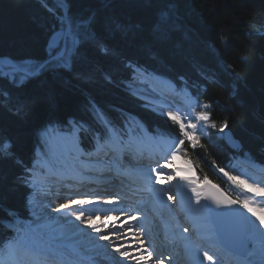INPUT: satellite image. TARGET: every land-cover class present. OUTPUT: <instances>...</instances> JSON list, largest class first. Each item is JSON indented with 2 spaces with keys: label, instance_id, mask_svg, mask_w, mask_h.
Segmentation results:
<instances>
[{
  "label": "trees",
  "instance_id": "1",
  "mask_svg": "<svg viewBox=\"0 0 264 264\" xmlns=\"http://www.w3.org/2000/svg\"><path fill=\"white\" fill-rule=\"evenodd\" d=\"M65 1L75 47L67 38L66 57L39 75L0 78V144H8L0 151V204L20 214L17 226L31 218L25 181L49 124L72 131L70 119L87 123L80 143L91 148L90 122L119 133L142 122L180 139L182 160L200 180L220 185L213 165L227 170L238 157L216 135L226 127L243 142V156L264 164V0ZM58 16L53 0H0V62L10 57L18 67L37 68L49 58ZM133 67L169 77L207 104L210 138L191 143L170 119L142 107L125 87Z\"/></svg>",
  "mask_w": 264,
  "mask_h": 264
},
{
  "label": "bare ground",
  "instance_id": "2",
  "mask_svg": "<svg viewBox=\"0 0 264 264\" xmlns=\"http://www.w3.org/2000/svg\"><path fill=\"white\" fill-rule=\"evenodd\" d=\"M141 75H144L145 79L141 77ZM135 78H137L135 80V84L138 83V85L134 84L133 87L134 89H136L134 91L137 95L141 97L142 96L146 97L145 99L150 102H152L150 99H153L159 102L156 105H158V107L159 106H162V107L158 108V111L166 115L169 114L170 117H172L177 123L180 122L186 129H189L192 135L195 134L196 131H199L197 126H195L191 121V116H193V112L186 111L184 109L186 107L188 109L190 108L189 107L190 104L187 101L180 102L179 101L180 99L178 100V102L174 101L172 99L173 93L167 90L166 86L164 87L156 86L155 80L148 78L147 75H145L143 72L138 71L135 74ZM141 79H144V82L153 84V87L151 86L143 87L139 85V83H143ZM147 80H149L150 82ZM143 88L151 89L152 91L155 92L156 95L151 94V91L146 92ZM152 103H155V102H152ZM164 104L168 108L165 107ZM181 105L183 106V109H181L182 108ZM174 108H176V110H173ZM60 137H61L60 140L62 139L64 140L63 135ZM144 140H147V141L150 140L152 142L149 143L148 145H144L142 144ZM162 140H164L163 143H162ZM170 142L171 141L167 137H163V136L155 137L148 133H146L144 137H142L140 140L132 141L131 146L134 149H132L130 153L139 152L141 149H143L145 150L146 154L152 155L154 157L162 158V161H163V162H160L159 164L160 166L158 164L150 165V164H147L146 162L141 164L143 160H140L139 162L136 163L139 166V169L137 167L135 168V170H137V173H139L137 175L141 176V178H144L147 184L149 183L148 185L153 184L152 187H150L147 191H144L145 189L142 188V182L140 184H137L131 179H127V178L125 179L123 177L124 175L121 177V175L119 174L120 173L119 170L117 173L114 172L115 169L111 168L109 170V174H107V176L112 175L113 177H110V178L109 177H106V178L98 177L99 172H100L99 170H103L105 166H101V169H100L98 165H95L93 163L102 162L104 161L103 158L92 157L91 159L88 160L89 163H83L81 161L80 163L75 164L76 166L74 165L72 166V168L69 167L70 172L69 173L67 172L65 175L67 179L74 180V182H71V184L74 187L69 186V184L66 183L65 178L62 177V175H57L59 178L56 176H48L46 177V179H42L45 183L43 187L41 188V192L37 194L38 197H36L33 200V202H35L36 199H39L35 202V206H37V208L43 214L40 220L41 222L39 221L40 223L39 222L36 223L35 226L37 227V229L40 227L49 228L52 236L57 237L56 242L71 243V245L74 247L75 250L80 251L83 254V255H78V257H80V260L78 262L83 263L82 261L83 256L88 257V258H91L94 256L104 257V255L108 253L106 257H110L113 254L111 253L112 248L109 249L110 242L114 244L115 241H117L118 239L116 240V238H111L110 241H108L107 239H105L106 235L104 236H101V235L105 232L106 225L108 222H116L117 216L115 215V213L117 212L107 214L106 212H102L99 210L95 211L89 208V206L86 205L85 203L80 204L79 200L82 199L81 197H84L82 196L83 194H81L84 192L82 190L80 191V189L82 188L84 189V187L89 189L95 186L96 187H113L116 185L118 186L120 185L124 187L125 189H130V188H134L135 186H138V189H135L137 193L138 192L146 193L144 202H149V203L150 201L155 202L161 205L162 210L166 212L164 214L165 216H163V214L162 216L164 220H167L165 222L170 224L168 228L169 238L174 237L172 235V232L174 230L176 233L175 237H177V240H180L184 244H190L189 235L178 236V234L180 233L182 234L183 232H185V228H183L184 223L183 222L181 223L173 219L175 206L172 205L171 202L168 201L169 197H167V194L170 189H173L174 191H176L177 195H179L185 201H188V198H193L197 196V195H194L195 194L194 186H196L195 184L197 183V181H196V177L194 175V171L191 166H180V167L178 166L177 167L175 163L176 162L175 156L170 154L174 148V145L171 144L172 142L171 143ZM1 145L5 147L6 144L3 143V144H0V146ZM60 146L62 147V145ZM161 146H162V149H161ZM163 147L165 150H169V151L165 152ZM62 148L66 150V146H63ZM139 156L141 157L142 155H139ZM97 160H100V161H97ZM129 161H131V158H129ZM114 164L117 165L116 167L118 168H121V169L124 168V166L120 165L119 162H114ZM125 169L126 168H124V171H126ZM249 175L252 178L251 184H253L254 186L264 188V172L257 171ZM155 179L157 180L155 181ZM52 182H54V184ZM148 185L146 186V188L148 187ZM184 190H186L187 192L183 193ZM122 191L123 189H120V192ZM249 191H255V189L249 186ZM49 192L52 194L50 195ZM249 193L252 194V196L256 197V201H254L255 199L253 200L254 205L258 203L264 204V202H260L261 200L264 201V197H257L254 193L252 192H249ZM257 194H260V193L258 192ZM43 198L45 199L42 200ZM87 199H90V197L89 198L87 197ZM46 200L51 201V202H48ZM118 201L119 199L117 197L111 196V198H109L108 201L106 202V207L113 208V207H120V205L122 206V203L120 204V201L119 202ZM150 205L152 206L154 204H150ZM146 207H148V205H146ZM155 207H156V204H155ZM163 207H166L165 210L163 209ZM98 214H99L98 216L99 218L98 217L94 218V216ZM119 216L121 217L120 220L122 223H128V226H129V227L127 226L128 229L129 228L132 229L129 231V233L134 235L135 233L133 232V230L137 231L138 226H136V224H133L132 221L128 220L130 215L119 214ZM256 216L258 219L261 220V223H264L263 222L264 220L261 218L262 212L258 213ZM60 217L61 218L65 217L64 221L62 222L59 221L58 219ZM206 218L204 217V219L201 218L199 220L192 219V222H193L192 226L198 230L199 236L203 235L202 236L204 237L203 241L206 242V244H204L205 247H203L204 250L207 247H211V249L213 248V245H210V243H208L209 241L206 240L205 237L209 239L213 237V240L215 239L214 234L212 235V237H208L209 236V235L207 236L208 232L203 231L202 227L200 226L202 224L210 225L209 218L208 219ZM164 227L167 229L166 225ZM95 232H98V234ZM100 236H101V239H99ZM143 236L144 234L142 232L139 234H136L134 236V239L137 242L132 243L134 246L138 245L137 248L139 251L134 250L132 251L131 254H123L124 257L121 259H117L116 257H113L108 262L111 264H116V263L118 264L120 263L142 264V262L143 264H156L155 257L149 258V259L145 258L144 254L146 253V250L144 249V244L145 245L147 244V240L143 242L145 239ZM164 240L166 241L167 239H164ZM130 248H133V246H131ZM191 249L195 250V253H193L194 254L193 260H195V262L193 264H199L200 253L198 252V248L192 246ZM115 252L116 251H114V253ZM121 252H123V250H121ZM12 254L13 255L15 254L16 256L15 250L12 252ZM138 256H140L141 260H138ZM136 260H138L140 263H137ZM90 263L92 264V261ZM52 264H65V263H63L62 261L55 260V262ZM73 264H76V262H74ZM204 264H207V263L204 262Z\"/></svg>",
  "mask_w": 264,
  "mask_h": 264
},
{
  "label": "rangeland",
  "instance_id": "3",
  "mask_svg": "<svg viewBox=\"0 0 264 264\" xmlns=\"http://www.w3.org/2000/svg\"><path fill=\"white\" fill-rule=\"evenodd\" d=\"M58 22H59V29L57 31H59L61 33V30H63L62 28H63V26L65 27V24H64V22H63V20L61 19L60 16H58ZM54 33L55 32H53V34ZM77 35H78L77 33L71 32V31H69L67 33V38L68 39H72L70 47H69V43H68L67 48L68 47L69 48H73L79 42V37ZM60 41H61V36H60V38H58L57 42H60ZM64 56L66 57V55H64ZM64 56L62 58H65ZM141 77L144 78V75H141ZM147 77L155 80L156 86H158V87L166 86L167 90H170L172 93H174V94H172V96H173L172 99L174 101H177L180 98V99H184L185 101H187L190 104V106H189L190 108L189 109L187 107L184 108V109L186 111L193 112V116H191V121H192V123L195 126H197L199 131H196V133L192 135L191 131H189V129H186L179 121H178L179 123H177L174 119H172V117H170L169 114L166 115V114H163L162 112L158 111V108L162 107V106L158 107V105H156L159 102H157V101H155L153 99H150L152 102H155V103H152V102L146 100L145 99L146 97H143V96L141 97V96L137 95L135 93V91H134L136 89H134V87H133V85L135 83L134 84L131 83L132 85L127 84L128 88L132 92L134 91L133 93L135 94V96L139 97L140 100L142 101V103L144 102L142 107L150 109V110H152V111H154V112H156L158 114H162L164 116H167L168 118L173 120L178 125V127L181 129V131L185 135H187L188 139L191 142H193L196 137L210 138V136H211L210 131L211 130L209 131L210 122H209V115H208L209 106L207 104H205L203 102H199L197 99H195L193 96H191V94L187 90H182V93H180L181 94L180 95L178 93L177 89H175V86L171 82L166 80V79H163L161 77L154 76V75H148V74H147ZM147 81H149V80H147ZM135 85H138V83L135 84ZM139 85H141L143 87H149V86L153 87V84H149L148 82L139 83ZM143 89L146 92L151 91V94H155V92L152 91L149 88H143ZM164 106L167 107L165 104H164ZM181 107H182L181 109H183L182 105H181ZM173 110H176V108H174ZM83 124L84 123L79 121V120H76V121L72 120V126L74 128V131L71 132V133L57 132V131H55V129L53 127H49L48 130L44 131L43 134H42L43 148H42V150L40 149L41 151L40 150H36V154L38 156L37 163L41 167H45L48 164V162L46 161V158H49V156H50L51 159L55 161L56 168H57V165L61 163L62 169L60 167V168H58V171H60L61 173L65 172V165L63 166L62 160H60L59 155H58V149H55V145H54L55 143H59L60 142V139H61L60 136H62V135L64 136V141L67 143L70 151L73 153L72 149H74V150L76 149V153H75L76 157H73L71 155L70 156L71 157L70 158V163H65L67 166L69 164L74 166L75 164L80 163L81 161H83L85 158L89 159V157L92 156L96 152V150L93 153L87 152L86 154H82V155L79 154V150H78L79 147H78L77 138L79 137V132H80L81 126H83ZM224 130H225V128L217 130V134L216 135L221 136V134L223 133ZM144 131L145 130H143V128H142V132L140 134L136 135V134L131 133L130 130H128V134H127V136L124 137V140H123L124 143L128 142L129 144H132L130 142V139H132V136H133L134 140L135 139L136 140H140L146 134ZM112 135H114V133H112ZM151 142L152 141H150V140H148V141L144 140L142 144L148 145ZM163 142H164V140H162V143ZM171 144L175 145L176 142L172 141ZM97 145H99V149L104 147V145L99 144L98 137H97ZM161 149H162V146H161ZM163 149H164V147H163ZM167 151H169V150H165V152H167ZM143 152L145 153V150L141 149L140 153H143ZM81 156H84V158H81ZM78 158H80V159H78ZM86 161H88V160H86ZM97 161H100V160H97ZM161 161H162V159H161ZM175 161H176L175 163H176L177 167L178 166L179 167L180 166H189V164H185V163H183L181 161V159H180L178 154L175 156ZM143 163H145V162H142L141 164H143ZM153 164H159V160H157V162H155ZM231 169L237 171V175H235V179H234L233 183L232 184H228L226 187L228 188V191L230 193H232L240 201L241 204H243L245 207H247L248 206V200H251L253 202V200L255 199L254 201H256V197L252 196V194H250L248 192L249 191V185L246 183V181L244 179H246L249 183H251L252 178L250 177L249 174H253V173L257 172V171H262L263 172L264 171V167L259 166V165L255 164L254 162H252V161H250L248 159H242V160L235 161L234 164L231 166ZM157 171H159V170H157ZM250 171H252V172H250ZM29 172L31 174V177H33L32 182L30 183V185L34 189L33 196L29 199L30 212H31V215H34L37 218H35V220L28 221L27 224H30L32 229H33V231H36L37 227L35 225H36V223H38L41 220L43 213L37 208V206H35V202L37 200H39V199H36L35 202H33V200L36 197H38V196L35 197V195L40 193L39 190L44 185V182H43L42 179H46V178H45V176H42V175H45V173H43L42 169L39 170L38 172H36V171H33V172L29 171ZM45 172H47V171H45ZM156 180L157 179H155V181ZM196 181H197V183L195 184L196 186H194V188H195V194L194 195H197V196H195L193 198H188V206L190 207L191 214L193 215L194 219L199 220L201 218L204 219V217L205 218L208 217V214H207V211H206V208H205V205H204L203 186H202V183L198 180L197 176H196ZM244 189H247L248 191H246ZM168 192L170 193L172 191H168ZM186 192L187 191L184 190L183 193H186ZM49 194L51 195L52 193L49 192ZM199 194H200V196H199ZM85 195H87V194H85ZM44 199L45 198H43L42 200H44ZM46 201H48V200H46ZM32 202H33V204H32ZM48 202H51V201H48ZM260 202H264V201L261 200ZM154 203L155 202H151L150 201V204H154ZM256 205L261 207V208H264V204H262V203H258ZM53 208H55V207H53ZM156 208H158L157 204H156ZM261 212H262L261 218L264 220V209L258 210L257 212H254L253 214L257 215L258 213H261ZM115 215L117 216L116 222H108L107 225H106L105 232L101 235V236L106 235L105 239H107L108 241H110L111 238H116V240L118 239L117 241H115L114 244H112L110 242L109 249L112 248L111 249V253H113V254L110 257H106L108 253H106L104 255V257H100V256L99 257H97V256L91 257L90 258L91 259L90 262L93 260L94 262L99 263V264H111L108 261H110L111 258H113V257H116L117 259H121V258L124 257L123 254H131L132 251H134V250L135 251H139L138 248H137L138 245L134 246L132 244L134 242H137L134 239L135 234L132 235L131 233H129V231L132 230V229H130V228L128 229V227H129L128 223H122L121 222V220H120L121 217L119 216L118 213H115ZM98 216H99V214L94 216V218L98 217ZM60 218L58 220L61 221V222L64 221V219H65V217L64 218L62 217L61 219ZM206 219H208V218H206ZM128 220H130V217L128 218ZM34 221H36V222H34ZM200 221H202V220H200ZM204 221H206V220H204ZM200 226L202 227L203 231L208 232V234H207V236L209 235L208 237H212L214 232H213V228H212L211 225H207V224L203 225L202 224ZM117 228H121V230H119V229L116 230ZM39 229H40V232H39L40 234L41 233H49L50 232V235H52L51 231L49 230V228L40 227ZM95 233L98 234V232H95ZM50 235H48V236H50ZM101 236H100L99 239H101ZM54 237L56 238V236H54ZM205 238H206V240L209 241L208 243H210V245H213L212 249H211V247H207L206 246L207 249H210V251H212L216 255H220L221 254L220 253V246H219L217 240L216 239L213 240V237L211 239H209L207 237H205ZM34 239H35V244H34L33 250L28 252V253H26L25 256L22 258L23 264L44 263L45 261H43L41 259H37V258L42 257V255H44L45 253H53L52 250L50 252L46 251V249L48 251H49V249L47 248L46 245H44L45 244L44 241L41 242L39 239H36V238H34ZM192 239H194V237H192ZM199 243L202 244L201 241H199ZM203 243L206 244V242H203ZM131 246H133V248H130ZM121 250H123V252H121ZM13 251H14V249H13V247H11L10 251L6 255L0 256V261H4V264H17L16 256H15V254L14 255L12 254ZM114 251H116V252L114 253ZM203 251L204 250L201 249L199 251V253H202ZM139 260H141V259H139ZM56 261H58V260H56ZM136 261H137V263H140L138 260H136ZM205 263L208 264L207 261H205ZM116 264H118V263H116ZM120 264H124V263H120Z\"/></svg>",
  "mask_w": 264,
  "mask_h": 264
},
{
  "label": "snow or ice",
  "instance_id": "4",
  "mask_svg": "<svg viewBox=\"0 0 264 264\" xmlns=\"http://www.w3.org/2000/svg\"><path fill=\"white\" fill-rule=\"evenodd\" d=\"M60 47V42L53 44L49 41L48 56L49 59L41 62L40 67L32 75H39L45 66L51 63L52 60L60 59L67 50V40L65 46L59 52L53 54V49ZM31 63V61H28ZM103 115V114H102ZM264 122V117H260ZM101 131L97 133L99 144L106 145L110 142L112 133L108 127H105L104 122L100 123ZM114 131V129H113ZM222 138L226 137V142L234 152H239L241 155L245 153L243 142L239 138L230 133L228 128H225ZM3 146H0V151ZM246 183L255 189V191H248L254 193L257 197H264V188L254 186L244 179ZM25 186L29 187V182L25 181ZM260 194H257V193ZM29 193L32 189L29 188ZM235 207H240L247 214V221L237 223L231 218L230 209L233 205H226L223 210L218 213L219 227L224 233L227 243L220 246V255L213 254L211 251L204 250L200 253L199 264H264V223L254 215V212L264 209L254 205L251 200H248V206L245 207L237 201ZM23 220L18 212L13 209L5 211L4 205L0 204V247L5 244H11L16 252L17 264H23L22 258L26 253L33 250L35 239L33 236V229L30 224L17 222ZM7 225V227H5ZM140 256H138V260ZM4 264V261H0ZM143 264V262H142Z\"/></svg>",
  "mask_w": 264,
  "mask_h": 264
},
{
  "label": "water",
  "instance_id": "5",
  "mask_svg": "<svg viewBox=\"0 0 264 264\" xmlns=\"http://www.w3.org/2000/svg\"><path fill=\"white\" fill-rule=\"evenodd\" d=\"M54 1L57 2L58 5L61 7V9L63 11L64 21L66 24L65 31L63 34V38H62L63 47H64L65 46V40H67V33H68L69 27H70V23L68 20V5H67V2L65 0H54ZM59 37H60V33L58 32L51 38L52 43L54 44L58 40ZM65 53H66V51H65ZM65 53H64V55H65ZM6 64L10 65V66L14 65L11 62L10 58H6ZM39 67L40 66H38L37 68H39ZM37 68L34 71H30V70H27L24 68H14V69L10 70V69L4 68L0 64L1 76L9 75L10 79H12L14 77V73H17V72H24L30 76H34V75H32V73L36 72ZM230 133L233 135L231 130H230ZM223 139H224L225 143L227 144V142H226L227 138L223 137ZM227 146H228V144H227ZM214 167H215V169H216V171H217V173L221 179H223L224 181H228V182L230 181V177L228 176V174L224 170L219 169L216 165ZM203 186H204V192H205V196H206V207H207L209 214H210V220H211L213 226L215 227V233L217 234L219 242L222 245H224L227 243V240H226L224 233L222 232V230L219 227L218 213H220L223 210L224 206L233 205V207H231V209H230V214H231V218L234 221H236L237 223H242V222L247 221V219H248L247 214L240 207H235L234 205H236L237 201H235L233 198H231L229 195H227L215 183L207 180L204 182Z\"/></svg>",
  "mask_w": 264,
  "mask_h": 264
}]
</instances>
